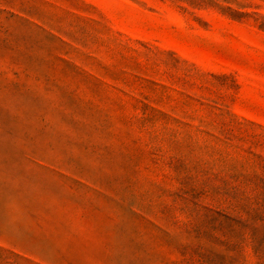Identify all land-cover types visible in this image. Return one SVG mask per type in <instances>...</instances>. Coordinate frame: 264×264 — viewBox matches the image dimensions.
<instances>
[{
  "label": "rangeland",
  "instance_id": "1",
  "mask_svg": "<svg viewBox=\"0 0 264 264\" xmlns=\"http://www.w3.org/2000/svg\"><path fill=\"white\" fill-rule=\"evenodd\" d=\"M0 264H264V0H0Z\"/></svg>",
  "mask_w": 264,
  "mask_h": 264
}]
</instances>
